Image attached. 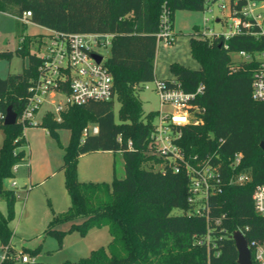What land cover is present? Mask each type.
<instances>
[{"label": "trees", "instance_id": "16d2710c", "mask_svg": "<svg viewBox=\"0 0 264 264\" xmlns=\"http://www.w3.org/2000/svg\"><path fill=\"white\" fill-rule=\"evenodd\" d=\"M205 2L0 0L3 12L21 16L30 11L29 20L48 29L113 34L105 64L114 79L115 99L70 105L61 112L60 121L48 112L40 125L56 138L62 129L70 131L69 143L61 145L60 170L71 205L67 211L54 214L46 230L62 238L65 231L58 227L64 223L81 234L107 227L112 237L107 248L93 249L88 258L74 264H238L239 252L232 237L235 231L243 230L248 242L264 241V217L256 213L252 200L254 188L264 181V151L260 147L264 140V101L252 97L258 64L236 62L232 57L236 51L263 49L264 41L258 39L262 37L237 34L228 40L207 38L197 29V36L190 38V52L199 68L174 62L170 65L173 78L164 80L187 92L203 86L195 100L201 108V122L184 126L179 144L190 161L195 156L210 158L213 163L220 161L225 169L222 192L210 198L209 223L194 213V204L188 200L190 179L186 171L175 172L169 160L155 152L152 134L157 111L146 113L138 95L142 84L156 80V34L164 7L173 25L177 10H205ZM41 35L35 42L43 44ZM30 43V39L22 38L23 45L18 48L20 55H28V66L20 73L0 77V126L5 132L0 148V198L7 204L6 213L0 210V246L5 252L0 264H16L18 256L12 247L11 227L18 194L3 182L13 176L17 163L26 160V141L21 122H3L9 106L21 115L31 95L29 88L39 76L41 59L30 53ZM0 58L11 59L12 53L0 52ZM115 101L120 105L117 116ZM93 126L98 132L84 135L85 129ZM97 151L121 152L125 177H115L111 183L81 181L79 158ZM236 153L244 156L239 170L252 174V181L245 185L228 183L229 162ZM175 209L183 213L176 215ZM207 234L218 243L216 249L208 250L198 243Z\"/></svg>", "mask_w": 264, "mask_h": 264}, {"label": "built area", "instance_id": "2783aa9c", "mask_svg": "<svg viewBox=\"0 0 264 264\" xmlns=\"http://www.w3.org/2000/svg\"><path fill=\"white\" fill-rule=\"evenodd\" d=\"M205 1L207 8H210L216 0ZM219 6L223 12L229 10L231 23L224 31L205 29L202 32L203 37H224V40H228L237 34H250L262 37L258 39L264 41V0H229V4L221 2ZM1 12L3 11L0 10ZM31 16L32 13L28 11L15 18L28 23L31 22L29 20ZM205 21L208 22L209 19L206 18ZM217 21L222 22V19L217 18ZM46 29L47 42L39 44L36 41L34 47V54L41 59L38 67L39 76L30 86L29 101L21 115L17 117V122H21L24 129L41 125L43 117L41 119L37 117L45 104H53L54 109H46L43 116L50 112L60 121L61 112L70 105H81L89 101H111L116 97L114 79L105 64L106 58L96 50L101 44L110 45L113 34L64 33ZM156 36L157 42L161 40L165 46H172L175 43L176 34L170 12L166 7L162 10L160 29ZM102 38L105 42H101ZM7 43L8 39L5 44ZM225 47L228 48V45ZM94 54L102 56L100 62L94 58ZM234 54L238 56L233 58L236 62L254 61L258 64L252 80V97L256 101H264V48L236 51L232 53V57ZM155 83V90L160 99V109L156 114L152 134L155 152L169 160L175 172L182 169L186 171L190 179L188 200L194 204V213L206 217L209 223L210 198L222 192L226 180L225 169L220 161L213 163L210 158L198 159L195 156L194 161H190L179 144L183 127L201 122L198 117L201 108L195 100L202 93L203 86H199L194 92H187L180 85L169 86L164 80L156 79ZM89 131L97 133L98 127L85 129L84 135ZM119 140L121 141V138ZM128 144L131 147L132 142ZM243 157L242 153H236L230 159L229 184L245 185L252 181L250 171L239 170ZM252 200L256 213L264 217V181L254 188ZM237 231L245 236L243 230ZM198 243L205 245L208 250L218 247V243L210 239V234L200 239ZM248 246L252 253V264H264V241L253 239L248 242ZM215 254L219 255V251H215ZM18 258L24 262L30 261L26 254H20Z\"/></svg>", "mask_w": 264, "mask_h": 264}, {"label": "rangeland", "instance_id": "374dc122", "mask_svg": "<svg viewBox=\"0 0 264 264\" xmlns=\"http://www.w3.org/2000/svg\"><path fill=\"white\" fill-rule=\"evenodd\" d=\"M221 2L229 4V0H216L210 8L196 11L180 9L174 14L173 29L176 34L174 45L165 46L163 41L158 42L154 60L155 76L158 80L173 77L170 65L178 62L193 69L199 68V63L191 56L190 38L197 36V29L224 31L231 23L229 10L223 12ZM207 7V6H206ZM17 14L0 13V52L12 53V58H0V77L5 78L10 73H20L28 66V55L18 53L22 38L31 40L28 50L34 53L35 40L38 35L47 42V29L33 22L22 23L15 17ZM209 21L206 22L205 19ZM221 18L222 22H218ZM8 43L4 44V40ZM101 42H105L102 38ZM96 50L107 58L111 45L96 47ZM233 58H238L234 54ZM155 81L140 86L138 95L143 103L144 111H158L160 99L155 90ZM55 99V98H53ZM58 99V98H57ZM64 99V98H63ZM119 102L115 101L117 116ZM46 109H54L53 104H45L38 115L43 117ZM1 123V121H0ZM26 160L15 165L14 174L4 180L6 188L17 191L18 199L15 203V217L11 222L14 231L12 247L20 255L26 254L30 261L24 262L18 258L16 264H74L90 256L93 249L107 248L112 237L107 227L94 228L87 234H81L76 228L70 229L69 223H64L58 229L64 230L62 238L46 230L48 222L54 214L67 211L71 200L65 186V176L60 170L63 164V148L70 140V131L62 129L58 138L51 135L42 126H31L24 129ZM5 137L3 127L0 126V148ZM78 177L83 182H107L123 178L126 175L124 158L121 152L97 151L87 153L79 158ZM0 210L7 212L6 201L0 198ZM174 214L183 211L175 209ZM35 250L34 253H31ZM4 250L0 246V263Z\"/></svg>", "mask_w": 264, "mask_h": 264}, {"label": "water", "instance_id": "95a60500", "mask_svg": "<svg viewBox=\"0 0 264 264\" xmlns=\"http://www.w3.org/2000/svg\"><path fill=\"white\" fill-rule=\"evenodd\" d=\"M6 43V39L4 40V44ZM94 58L100 62L102 56L99 54H94ZM17 113L13 110L12 106L7 108L6 116L4 119V125H14L17 122ZM261 149L264 151V140L260 143ZM233 239L235 240L239 258L238 264H252V253L248 246V242L245 236L240 231H235L232 235Z\"/></svg>", "mask_w": 264, "mask_h": 264}, {"label": "crops", "instance_id": "0c3cea01", "mask_svg": "<svg viewBox=\"0 0 264 264\" xmlns=\"http://www.w3.org/2000/svg\"><path fill=\"white\" fill-rule=\"evenodd\" d=\"M173 26H174V24H173ZM45 28V27H44ZM46 29V28H45ZM173 78V77H172ZM172 78H169V79H172ZM2 211V210H1ZM3 212V211H2Z\"/></svg>", "mask_w": 264, "mask_h": 264}]
</instances>
